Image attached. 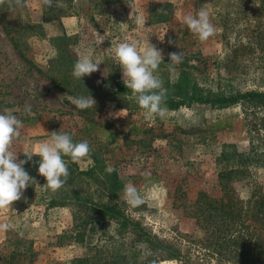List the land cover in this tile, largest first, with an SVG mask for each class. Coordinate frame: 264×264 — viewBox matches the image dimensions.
<instances>
[{
  "label": "rangeland",
  "instance_id": "374dc122",
  "mask_svg": "<svg viewBox=\"0 0 264 264\" xmlns=\"http://www.w3.org/2000/svg\"><path fill=\"white\" fill-rule=\"evenodd\" d=\"M162 1L172 3L173 13L165 22L154 21L157 15L150 18L156 0H53L50 8L42 0H22L20 5L12 0L0 5V112L7 109L23 123L12 149L18 160L53 131L69 133L77 142L101 144L106 162L116 167L122 182L120 197L125 200V186L131 184L144 200L138 206L125 200L133 216L162 237H200L203 231L187 212L199 192L220 196L217 173L229 165L219 154L226 145L237 151L248 148L242 108L192 103L166 108L163 118L147 121L130 94L117 93V84H125L114 49L126 40L161 49L164 60L156 74L163 86L187 70L213 92L264 90V0ZM200 10L209 13L215 28L204 42L182 22ZM137 16L144 18L143 27L135 23ZM97 34L104 39L100 44ZM13 42L43 73L18 55ZM170 52H180L183 62L170 68ZM85 54L103 62L98 71L78 80L73 66ZM51 78L62 87H54ZM90 95L97 102L94 109L80 110L70 102V97ZM254 140L264 145V133ZM90 164L86 157L78 166L86 170ZM251 174L264 185V165L252 166ZM32 184L11 208L0 210V223L12 225L0 232V264H73L88 252L94 235L81 240L72 234L70 206L50 205L45 186ZM232 186L241 198L248 196L245 181Z\"/></svg>",
  "mask_w": 264,
  "mask_h": 264
},
{
  "label": "trees",
  "instance_id": "16d2710c",
  "mask_svg": "<svg viewBox=\"0 0 264 264\" xmlns=\"http://www.w3.org/2000/svg\"><path fill=\"white\" fill-rule=\"evenodd\" d=\"M153 11L151 19L157 15L154 21H168L173 13L172 3H156ZM13 45L25 62L43 73L16 42ZM51 82L54 87H62L52 78ZM163 87L167 89L164 106L169 109L192 103L209 104L214 109L239 104L249 135L248 148L237 151L236 146L226 145L227 149L219 154V160L229 165H223L217 173L220 196L199 192L188 210L187 214L194 218L203 234L195 237L177 233L172 238L155 233L151 226L127 210L125 200L120 197L122 182L115 166H111L115 169L113 172L106 171L110 165L101 144H90L91 164L86 170L64 157L69 161L70 175L55 192L49 190L46 178L39 174L41 158L34 155L23 165L32 183L38 181L45 186L51 195L50 205L70 206L72 234L81 240L84 236L95 237V242L90 241L88 252L73 260V264H156L165 260L177 264H264V185L251 178V167L264 165V145L254 142L264 133V90L213 92L199 85L187 70H181L176 82H165ZM117 91L131 95V90L121 83L117 84ZM220 123H215L216 129H222ZM22 159H26L24 154ZM239 180L245 181L249 188L246 198L236 194L232 186Z\"/></svg>",
  "mask_w": 264,
  "mask_h": 264
},
{
  "label": "clouds",
  "instance_id": "9594fccd",
  "mask_svg": "<svg viewBox=\"0 0 264 264\" xmlns=\"http://www.w3.org/2000/svg\"><path fill=\"white\" fill-rule=\"evenodd\" d=\"M12 3V0H0V5ZM22 0H15L20 5ZM162 3V0H156ZM46 7H52L53 0H42ZM58 4L57 7H64ZM182 22L189 30L196 34L201 42L207 41L215 34V28L210 22V15L206 10H200L195 16L185 15ZM138 27H143V17H135ZM100 44L104 39L99 38ZM163 40V38H159ZM169 66L178 65L183 62L181 53L170 52ZM114 58L122 69V80L127 89L131 90V97L135 99L138 106L144 110V118L152 121L154 118H163L166 115L165 102L167 89L163 87L162 79L156 74L159 66L163 63L162 50L153 44L140 46L137 40H126L118 44L114 49ZM102 60H93L85 54L78 58L73 66L72 75L78 80L99 70ZM70 102L80 110L94 109L96 100L90 95L88 97H70ZM25 113H31V106L26 105ZM127 114L119 115L126 116ZM23 123L16 115L5 109L0 112V210L11 208L14 201L21 199L26 188L31 184L32 177L23 167L32 160L34 155L39 156L38 172L46 178L49 190L58 191L66 183L70 172L68 163L64 157H69L71 163H79L82 159L89 157L91 146L87 140L74 142L71 134L59 131L51 132L48 140L39 143L33 150L24 151L26 159L18 160L14 153V142L21 136ZM115 169L109 166V173ZM124 198L132 206L144 203L138 189L134 185H126ZM12 228L9 223H0V232Z\"/></svg>",
  "mask_w": 264,
  "mask_h": 264
}]
</instances>
